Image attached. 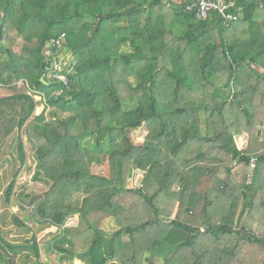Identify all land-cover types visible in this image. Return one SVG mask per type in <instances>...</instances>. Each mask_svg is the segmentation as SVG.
<instances>
[{"label":"trees","instance_id":"16d2710c","mask_svg":"<svg viewBox=\"0 0 264 264\" xmlns=\"http://www.w3.org/2000/svg\"><path fill=\"white\" fill-rule=\"evenodd\" d=\"M260 4L239 0L238 19L227 27L217 13L198 21L183 5L161 0H0L1 84L24 80L47 95L58 90L41 82V52L60 35L77 61L67 98L49 101L50 111L32 122L36 104L29 96L0 98V143L26 128L34 174L50 182L40 198L23 200L17 192L16 206L27 214L8 221L4 214L8 226L30 234L33 220L55 229L43 249L65 264H264L250 256L264 248V232L238 229L232 218L216 222L209 210H219L228 195L234 208L243 203V213L264 210V113L262 133L251 114L264 103ZM17 39L20 53L11 49ZM242 42L247 46L238 51ZM221 75L224 82L216 84ZM143 126L148 134L136 145L130 133ZM234 134L248 136L247 150H238ZM107 151V174L94 172L87 152ZM14 154L18 170L4 193L6 206L20 169L29 167L20 136ZM234 163L242 167L237 175ZM133 171L143 176L129 188ZM78 193L84 198L75 207L70 201ZM167 205H177L175 215L165 213ZM191 210L200 225L181 218ZM75 216L79 224L66 226ZM106 219L117 225L113 233L102 228ZM6 234L0 225V264L18 257L41 264L34 234L19 242Z\"/></svg>","mask_w":264,"mask_h":264},{"label":"rangeland","instance_id":"374dc122","mask_svg":"<svg viewBox=\"0 0 264 264\" xmlns=\"http://www.w3.org/2000/svg\"><path fill=\"white\" fill-rule=\"evenodd\" d=\"M20 43H21V39H17L16 45L12 46L11 49L17 53H20ZM243 44L247 46V43L242 42L240 47H239V44H237L238 46L236 49H238V51L245 50L243 48L244 47ZM224 78H225V75L224 76L221 75V77L216 81L217 82L216 84H222L224 82ZM12 88L15 90H12ZM21 92H24V86L21 85L20 80L14 81L9 86L0 83V98L10 97L14 94L21 93ZM227 93L228 91L221 90L219 91L218 96L221 99H223L228 96ZM263 110H264V103L262 106H258V110L251 111L252 116L255 113V116H257V120H259L258 127L260 129L258 128V130L261 133L263 130V126L261 125L262 116H258V115H260L261 113H264ZM39 111L40 110H37V112ZM37 112H35L34 116L29 120V122H32L33 118L37 116L38 114ZM27 134L28 133L26 131V128L23 129L20 133L14 131L13 134L8 136V138H6L4 142L0 143V225L4 227V231L7 233L6 237L8 240L12 242H19L20 240L29 238L31 234H34L37 237V241L39 243L40 249H43V247H45V245L52 239V237L58 233L55 231V229L35 223L33 220H29L27 221V224H29V226L31 227V233L29 234V233H26V231H16L14 227L8 226V222H7L9 220L8 216H10L11 214H17L20 218H24L25 215L27 214V212L19 211V208L16 206L15 198L17 196V192H22L23 196H21V198H23V200L25 199L24 195H27V194L35 195L36 198H40L47 190H49V187H50V182L44 180L42 177L35 176L34 174L33 164L31 160L32 146L29 144ZM147 134H148V130L146 126H143L142 128L136 131H132L130 133L131 141L136 145H140L145 141ZM19 136L21 137L22 141L25 143V152L27 155V163L29 167L20 169V172L18 173V176L16 179V186L14 188L13 199L11 200L10 205L6 206L4 204V193L7 187L10 185L11 181L13 180L16 170H18L17 157H15L14 153H15V141L18 140ZM0 137H1V134H0ZM107 155H108V151L106 154H101V155H96V154L87 152L88 162L91 165V168L94 172L107 174V171H108L107 166H106ZM241 170H242V167L241 166L238 167V171H241ZM142 176L143 175L139 171H133V173H131V175L129 176V178L131 177V180L127 184L129 188H136L137 186H139L140 181L142 180ZM83 198H84V194H81V193L75 194L72 197L70 204L72 206L78 207L80 206ZM211 200H212L211 202L213 203L215 199L211 198ZM213 206L214 205H209V210L211 213L217 212V213H214L216 214L215 215L216 222H220L221 220H219L218 218L220 217L223 218L221 215H219L220 209L218 210V207H217V210H214L212 209ZM171 209H172V205L171 206L167 205L166 207H164V211H166L165 212L166 214L170 213L172 215H175L177 211V205L174 206L172 211ZM4 214L7 216V221L3 218ZM190 214H193V216L198 214V216L193 217ZM185 215L186 214L184 213V215H182L181 218H187L188 216L191 219V223L195 225L201 224V221L198 219L200 217L198 212L194 213V210H191L188 213V215L186 216ZM190 219L188 218V220ZM210 220H213V218H211ZM78 224H79V218L75 216L73 218H70L67 221L66 226L72 227V226H77ZM206 224L207 222H205L204 225ZM101 226L106 231V233H113L118 228L114 221L107 220V219L103 221ZM249 227H251L252 231L255 233L253 235L255 236L260 237L262 235L261 233L264 232V224L260 220H256V222L251 224V226ZM125 240L127 241V238H125ZM80 245L81 244L77 245L76 248L78 249L83 246V244L82 246ZM252 251H256V252L252 253ZM259 251L260 252H258L257 247H254L251 250L250 256L253 258V256L257 254L258 259L264 258V248L260 247ZM41 254H42V257H41V260L38 261L39 263L41 262L44 264V262L48 260V264H64L58 261V255L53 252L52 254L50 253L46 255L44 251H42ZM31 256L34 257L33 255ZM252 262L253 261L251 260L249 263H252ZM16 264H31V262H29L26 259H23V260L20 259V261H18ZM71 264H82V263L80 261L74 260V262ZM155 264H162V261L160 259H156Z\"/></svg>","mask_w":264,"mask_h":264},{"label":"built area","instance_id":"2783aa9c","mask_svg":"<svg viewBox=\"0 0 264 264\" xmlns=\"http://www.w3.org/2000/svg\"><path fill=\"white\" fill-rule=\"evenodd\" d=\"M239 0H161V3L167 7L172 3H178L184 6L186 12L191 13L198 21H205L209 18L210 14L217 13L221 16L222 23L225 26L237 21L238 16L234 14ZM261 2L260 8L264 6V0ZM42 58L45 63L43 75L41 80H48L49 82L59 86L58 90L46 94L41 91L32 90L26 85L24 80L21 85L24 86V92L29 96L34 103L35 112L37 116L42 113L47 114L50 111L49 101H57L62 97H66V92L70 88L71 81L76 76L77 61L72 53L66 48L64 35H60L46 41L42 48ZM48 83V82H47ZM257 159L252 158L250 161V168L256 167ZM249 180L248 183H250Z\"/></svg>","mask_w":264,"mask_h":264},{"label":"crops","instance_id":"0c3cea01","mask_svg":"<svg viewBox=\"0 0 264 264\" xmlns=\"http://www.w3.org/2000/svg\"><path fill=\"white\" fill-rule=\"evenodd\" d=\"M235 135V143L236 146L238 148V150H247V148L250 146V141L247 135L245 134H234ZM260 142V141H259ZM238 165H235V163L232 165V167H230V170L232 171V173L234 175H237L238 173ZM221 176L224 178H228L226 173H222ZM253 180V179H252ZM226 200L229 201V199L231 198L229 195L228 196H224ZM227 201V203H222V206L219 210L220 214L223 218H232L234 221V225L236 227L241 228L243 226L248 227L247 229H251V224L255 223L256 220H260V215L264 216V210H260V208L258 207L255 210H245V213L242 212L243 208V203L242 202H238L237 206L234 208V204H230ZM259 206V205H258ZM221 218V217H220ZM239 225V226H238ZM252 230V229H251ZM44 251V253L47 254H52L53 251L46 253L44 249L40 250V258L39 261L41 260L42 254L41 252ZM55 253V252H53ZM56 254V253H55ZM35 260V259H34ZM47 260V259H46ZM20 261V257L17 258V262ZM59 261V259H58ZM60 262V261H59ZM41 263V262H40ZM43 264V263H41ZM44 264H48V260L44 262ZM65 264V263H64Z\"/></svg>","mask_w":264,"mask_h":264},{"label":"water","instance_id":"95a60500","mask_svg":"<svg viewBox=\"0 0 264 264\" xmlns=\"http://www.w3.org/2000/svg\"><path fill=\"white\" fill-rule=\"evenodd\" d=\"M41 82H42L43 84L47 85V82H46V81H44V80H41Z\"/></svg>","mask_w":264,"mask_h":264}]
</instances>
